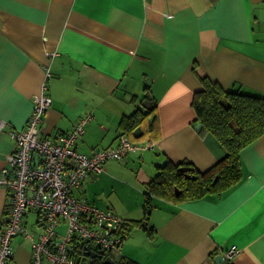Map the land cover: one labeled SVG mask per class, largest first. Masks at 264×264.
<instances>
[{
    "label": "crops",
    "instance_id": "obj_1",
    "mask_svg": "<svg viewBox=\"0 0 264 264\" xmlns=\"http://www.w3.org/2000/svg\"><path fill=\"white\" fill-rule=\"evenodd\" d=\"M199 73L224 90L239 86L264 95V0H0V171L9 168L14 151L9 131H22L43 88L51 102L40 137L54 139L90 116L76 143L88 155L115 147L124 134L122 116L155 102L156 114L144 120L140 138L126 133L135 143L152 141L153 148L106 162L73 194L122 222H142V189L134 190L141 195L135 213L102 199L108 188L122 196L129 187L130 178L118 174L127 169L121 164L136 167L133 182L140 187L152 174V160L155 167L185 160L205 171L225 155L194 125ZM240 163L239 183L220 197L152 202L150 234L133 228L119 257L140 264H215L222 256L225 264L224 254L236 247L229 264H264V135L243 149ZM8 204L0 189V226ZM37 222L34 212L23 220L30 233ZM65 229L62 223L57 230ZM12 248L9 264H31L29 239L16 236Z\"/></svg>",
    "mask_w": 264,
    "mask_h": 264
},
{
    "label": "built area",
    "instance_id": "obj_2",
    "mask_svg": "<svg viewBox=\"0 0 264 264\" xmlns=\"http://www.w3.org/2000/svg\"><path fill=\"white\" fill-rule=\"evenodd\" d=\"M50 99L42 89L33 98V110L22 131H9L14 151L8 158L9 168L0 171V189L9 195V208L0 226V264H9L13 256L12 241L22 235L31 243L32 264H77L72 240L91 244L94 250L120 253L124 242L122 220L112 211L100 209L77 199L89 175L102 172L108 161H123L129 153L153 148L152 141L133 142L121 134L113 148L85 154L76 149L90 116L80 119L72 129L54 139L40 137L39 126L50 107ZM5 123L0 121V130ZM28 212L37 214L36 231L29 232L24 223ZM64 223V233L58 227ZM239 253L231 247L227 261Z\"/></svg>",
    "mask_w": 264,
    "mask_h": 264
},
{
    "label": "trees",
    "instance_id": "obj_3",
    "mask_svg": "<svg viewBox=\"0 0 264 264\" xmlns=\"http://www.w3.org/2000/svg\"><path fill=\"white\" fill-rule=\"evenodd\" d=\"M197 75L201 89L192 98L194 125L200 123V135L213 136L224 149L225 155L205 171L198 170L185 160L179 163L166 160L162 165L156 166L155 174L140 183L144 189V214L152 207L154 200L180 204L209 196L220 197L241 179L240 154L243 149L264 135V95L245 91L239 86L224 90L203 73ZM156 107V103L151 102L143 108H136L131 114L122 116L118 127L127 135L138 128L141 130L144 120L156 114ZM149 129L146 133L151 134V126ZM140 224L135 220L123 221L120 226L123 240ZM148 233L150 234V230ZM86 244V241L80 239L72 240L77 264H105L107 257H111L114 264H140L127 257H118L119 255L116 260L112 253L98 250L95 252L102 257L92 259L84 252ZM227 262L225 264H229Z\"/></svg>",
    "mask_w": 264,
    "mask_h": 264
},
{
    "label": "rangeland",
    "instance_id": "obj_4",
    "mask_svg": "<svg viewBox=\"0 0 264 264\" xmlns=\"http://www.w3.org/2000/svg\"><path fill=\"white\" fill-rule=\"evenodd\" d=\"M121 165L125 166L127 169L125 171H123V172L118 173V174L122 175L124 177H129L130 178L131 181L128 182V186L129 187H126L125 189H123L122 196L117 194V192H112L111 193L110 188H108L105 191V193L103 194L102 199H105L107 201L108 197H111L112 200L115 201V203L117 204V207L119 206L121 210H125L126 212L131 211L132 213H135L137 211V207H135V199H136V197L138 199H140L141 195L140 194L136 195L134 190H141V189L144 190V189H143V187L141 185H140V187L139 186L136 187L134 185L133 181H134V178L136 176L135 174L137 173V171L135 172L136 167H134L130 163H128L127 165H123V164H121ZM155 165H156L155 160H152L151 162L147 163L149 171L152 172L151 175L155 174V168H156ZM76 194H77V192L75 193V195ZM141 194H142V192H141ZM153 202H154V204H160L159 201H157V200H154ZM147 210H146V216L148 215L147 214ZM32 219H33V216L31 218V220ZM149 220H150V214L148 215V221H147V225L149 226V227H147L148 230L151 229V223H152L151 221L149 222ZM30 226H31V224H30ZM148 230H145V229L143 230V228H142V229H138L137 232H139V234H143L144 236L147 237L149 235ZM31 231H35V229H32ZM135 231H134V233H135ZM138 238L140 239L141 236H138ZM114 256H115L116 260L119 257L118 254L114 255ZM31 264H32V262H31Z\"/></svg>",
    "mask_w": 264,
    "mask_h": 264
},
{
    "label": "water",
    "instance_id": "obj_5",
    "mask_svg": "<svg viewBox=\"0 0 264 264\" xmlns=\"http://www.w3.org/2000/svg\"><path fill=\"white\" fill-rule=\"evenodd\" d=\"M196 130H197V132H199V131L201 130V124H200V123H196ZM140 134L142 135V131L138 128V129H136L135 132H134V137L139 138V137H140ZM183 170H184V169H181V171H183ZM150 211H151V209L149 208V209L147 210V214H148V215L150 214ZM148 215L144 218V220H143V221L141 222V224H140V227L143 228V229H145V230H146V228H147ZM84 252H85L86 255L90 256L92 259H93V258H96V257H99V258L102 257V256H99V255L95 252L93 246H92L91 244H89V243L85 245V247H84ZM214 262H215V264H220V263H222V262H223L222 256H217V257H215V258H214ZM104 263H105V264H114L113 259H112L111 257H107V258L104 260Z\"/></svg>",
    "mask_w": 264,
    "mask_h": 264
}]
</instances>
